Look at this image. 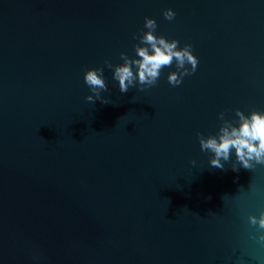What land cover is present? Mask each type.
<instances>
[{
	"label": "water",
	"instance_id": "water-1",
	"mask_svg": "<svg viewBox=\"0 0 264 264\" xmlns=\"http://www.w3.org/2000/svg\"><path fill=\"white\" fill-rule=\"evenodd\" d=\"M146 17L198 64L121 93ZM237 110L264 113V0H0V264H264V163L199 143Z\"/></svg>",
	"mask_w": 264,
	"mask_h": 264
},
{
	"label": "clouds",
	"instance_id": "clouds-1",
	"mask_svg": "<svg viewBox=\"0 0 264 264\" xmlns=\"http://www.w3.org/2000/svg\"><path fill=\"white\" fill-rule=\"evenodd\" d=\"M175 13L172 9L164 12V17L172 20ZM144 27L148 31L144 32L140 38L142 44L147 46H136L137 59H129L127 55L121 53L124 61L115 67L113 79L119 82V91L126 93L129 87H135L138 80L140 85L148 87L157 83L160 71L163 67H171L173 61L180 72H171L168 75V82L173 86L180 85L183 77L195 72L198 59L191 50V45L186 44L183 48L178 47V41H168L163 36H156V21L153 18H145ZM150 49L149 50V47ZM109 67L110 62L106 61ZM190 65L186 68L185 65ZM133 65L136 66V72H133ZM84 82L94 93L87 95L86 100L94 103L95 98L100 97V91H108V86L103 78V68H89L84 73ZM143 90V89H141ZM102 103H108L106 99L101 98ZM240 117L238 127H224L220 130L219 138L210 136L207 139L199 135V143L202 151H211L214 153L210 161L212 167L223 168L221 160L227 161L230 158L232 150H235L237 160L241 166L246 169L252 167L251 161L264 163V113L252 112L250 116H244L237 110ZM236 170V169H234ZM248 222L258 229H264V210L260 215H249ZM258 239L264 241V232H261Z\"/></svg>",
	"mask_w": 264,
	"mask_h": 264
}]
</instances>
